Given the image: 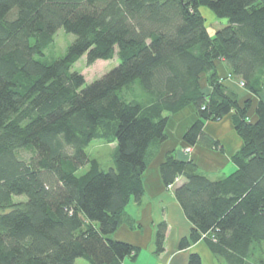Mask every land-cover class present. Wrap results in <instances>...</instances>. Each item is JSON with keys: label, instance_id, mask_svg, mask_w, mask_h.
Here are the masks:
<instances>
[{"label": "trees", "instance_id": "1", "mask_svg": "<svg viewBox=\"0 0 264 264\" xmlns=\"http://www.w3.org/2000/svg\"><path fill=\"white\" fill-rule=\"evenodd\" d=\"M201 9L223 22L213 35ZM58 29L73 43L53 62L38 59ZM82 56L119 63L86 84L71 70ZM218 63L258 99L254 122ZM186 107L197 116L187 146H214L203 124L228 115L242 146L235 171L217 181L166 157L162 181L192 225L178 248L202 240L223 264H264V0H0V264L133 257L112 235L128 203H141L169 117ZM94 140L115 144L106 170L85 152ZM166 232L158 225L157 256Z\"/></svg>", "mask_w": 264, "mask_h": 264}, {"label": "crops", "instance_id": "2", "mask_svg": "<svg viewBox=\"0 0 264 264\" xmlns=\"http://www.w3.org/2000/svg\"><path fill=\"white\" fill-rule=\"evenodd\" d=\"M217 71L223 83L226 81L230 86L227 88L237 95L239 105L247 100L251 102L247 115L254 122L258 99L247 93L238 80L231 78L222 63L217 64ZM196 120V112L192 107H186L169 117L165 128L166 139L157 148L141 177L144 190L141 203L135 204L132 200L128 203L125 208V221L112 235L113 240L125 242L136 249V254L125 257L121 264H186L190 254L199 255L201 264H223L202 240L191 243L184 250L178 248L179 241L189 236L192 225L174 198V188L167 189L160 173V168L169 154L177 160L191 161L196 166L197 173L212 181L220 180L235 171L231 158L241 148L242 142L233 128L231 115L218 122H204L203 134L215 143L214 146L197 143L189 147L183 142L185 131ZM186 148L190 151L185 152ZM180 183L181 180L177 185ZM163 222L167 224L165 250L157 256L155 232ZM75 264L88 263L79 259Z\"/></svg>", "mask_w": 264, "mask_h": 264}, {"label": "rangeland", "instance_id": "3", "mask_svg": "<svg viewBox=\"0 0 264 264\" xmlns=\"http://www.w3.org/2000/svg\"><path fill=\"white\" fill-rule=\"evenodd\" d=\"M200 13L205 21L206 26L208 27L209 34L213 35L214 30H217L218 28H220L223 22L216 20L213 17L212 13L206 9H201ZM74 39L75 37L72 34L66 33L63 29H58L53 36L52 45L47 50H45L44 56L38 59L45 61V62H53L61 58L66 53L67 48L73 43ZM118 63L119 61L117 57L115 56L111 60H106V61L99 60L93 63L92 65H88L86 63V56H82L72 66L71 70L83 75L86 84H90L93 81L100 79L103 75H105L110 70H112L114 67H116ZM220 81L221 83H223V79L220 78ZM222 85L224 86L226 90L230 89V88L229 89L227 88L230 86L226 84V81ZM233 86H235V88L238 89L236 87V84H234ZM202 87L204 90L206 91L208 90V86H207L205 78L202 79ZM114 147H115L114 143H106L102 140H94L89 144L85 152L90 159H96L101 165V167L106 170L112 164L111 155L114 150ZM85 170H86V167L80 169L78 173L81 174ZM20 199L21 198H18L17 200H20ZM263 255H264V252H263Z\"/></svg>", "mask_w": 264, "mask_h": 264}, {"label": "built area", "instance_id": "4", "mask_svg": "<svg viewBox=\"0 0 264 264\" xmlns=\"http://www.w3.org/2000/svg\"><path fill=\"white\" fill-rule=\"evenodd\" d=\"M188 151H189V148L185 149V152H188ZM176 182H178V181L176 180ZM167 188L172 189L173 185H168Z\"/></svg>", "mask_w": 264, "mask_h": 264}]
</instances>
